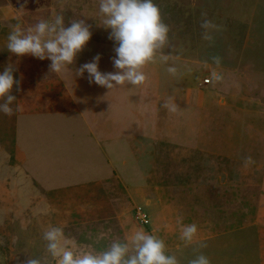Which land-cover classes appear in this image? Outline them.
I'll return each mask as SVG.
<instances>
[{
    "label": "rangeland",
    "instance_id": "obj_1",
    "mask_svg": "<svg viewBox=\"0 0 264 264\" xmlns=\"http://www.w3.org/2000/svg\"><path fill=\"white\" fill-rule=\"evenodd\" d=\"M153 2L169 27L162 50L169 60L158 53L143 69L145 84L108 92L90 85L87 73L75 76L97 55L101 73L115 71L117 45L101 27L99 0H0L4 42L13 25L29 28L57 14L65 27L83 19L92 33L71 71L60 74L49 72V60H18L0 43V73L11 64L21 84L12 90L19 119L36 110L28 90L47 100L58 96L32 90L37 83L47 87L61 78L73 100L59 94L53 102L55 143L29 149L32 162L44 159L41 178L35 170L12 169L10 147L4 157L0 152V264H26L29 257L54 264L42 238L50 226L97 252L143 229L164 240L166 254L179 264L199 253L210 264H264V0ZM202 13L221 27L211 44L202 39ZM169 66L178 69L176 76L167 73ZM166 102L179 111L169 112ZM12 117L0 113V124L12 125ZM246 157L254 163L246 166ZM85 184L92 188L73 190ZM139 206L148 215L146 227L138 222ZM181 223L196 224L200 233L189 246L179 239Z\"/></svg>",
    "mask_w": 264,
    "mask_h": 264
},
{
    "label": "clouds",
    "instance_id": "obj_2",
    "mask_svg": "<svg viewBox=\"0 0 264 264\" xmlns=\"http://www.w3.org/2000/svg\"><path fill=\"white\" fill-rule=\"evenodd\" d=\"M97 16L101 27L110 30L108 38L117 45L112 60L115 71L101 73L98 68L100 56L97 55L91 62L75 70L76 77H83L87 73L90 85L95 83L108 92L123 86L137 88L146 83L147 76L143 69L147 64L155 62L158 53L164 63L168 62L169 56L163 54L162 50L168 43L169 27L163 22L153 0H99ZM202 16L205 17L200 23L202 39L211 44L214 41L213 33L220 31L221 27L207 19L206 13H202ZM91 35L90 26L83 19L71 21L70 26L65 27L63 16L57 14L53 19L40 20L29 28H23L18 23L13 25L7 36L6 49L18 60L24 56L41 61L47 59L51 62L49 72L60 74L71 71L70 66L83 51ZM212 61L217 66L221 64L219 56L212 57ZM14 71V67L9 64L0 73V113L6 116L13 115L11 105L16 101L12 95L13 85L19 90L20 82L14 80ZM166 71L172 76L178 73L175 66L167 67ZM212 76L215 81L223 78L216 72ZM163 107L171 113L179 111L174 102H166ZM252 163V158L246 157L245 165ZM142 226L146 227L147 224ZM197 231L196 224L181 223L179 239L185 246H189ZM42 238L54 264H179L175 255L166 254L164 240L143 229H138L125 242L114 239L105 250L99 252L91 245H79L74 237L66 236L61 227L50 226ZM206 246L204 243L199 245L200 248ZM26 264H42V261L29 257ZM43 264H50V261L45 259ZM188 264H210V260L199 253Z\"/></svg>",
    "mask_w": 264,
    "mask_h": 264
},
{
    "label": "crops",
    "instance_id": "obj_3",
    "mask_svg": "<svg viewBox=\"0 0 264 264\" xmlns=\"http://www.w3.org/2000/svg\"><path fill=\"white\" fill-rule=\"evenodd\" d=\"M0 43L6 44L7 42H4V40L0 38ZM72 78H74V76ZM59 80L61 82H58ZM58 81L55 84H50V86L48 85L49 83H46L47 87L45 86L44 82H40L37 84L35 83L36 87H32L31 89L34 90V89L40 88V90L42 89L43 94L44 93L48 94L47 91H50L51 93L54 91V96H56L57 94H58L57 97H60V95L62 96L65 95L66 98H68V100L72 102L73 101L72 97L69 93H67L68 87H66V85L69 84V82L67 81L65 82L61 78H58ZM22 82H24V84L27 83L26 80ZM44 89L46 90V92L44 91ZM28 93L29 95L33 96L35 100L34 103L36 106V110L30 115L20 114V115H23L22 118L20 119L18 118L19 115H17L16 112L13 110L12 125H7V124L3 125L4 123L0 124V152H3V157H4V154L6 153L5 152L6 148L10 147V152H9L10 156H9V160L7 161L9 166H12V169L14 168V170H19V172L21 171L22 173L24 171L27 173V175L30 171L35 170L36 172L33 171L34 173H32V175L36 174L40 177V175L38 174V167L42 168L44 166V159L37 156L35 157L37 159L35 161L33 160L32 162L30 159L35 152L32 153V151L31 150L29 151V149H31L33 144L35 145L44 144V145L51 146L52 144L55 143L54 137L59 136L57 132L52 133V129H50V127L53 126V123L49 122V118H52L54 114H56L57 112L56 110L58 108L53 105V102H56V99L58 98L56 97V98L47 100L46 98L47 96L41 97L38 95V92H32L28 90ZM30 99L27 98L26 101ZM66 102L68 101L66 100ZM40 107L44 109L43 113L38 112V109ZM22 111L24 113L26 112V110H24L23 108H22ZM27 112L28 114L30 113L29 111ZM44 115H47V116H44ZM21 119L24 120V123L20 122ZM4 133H7V134H4ZM1 135L3 136V138L1 137ZM26 138L27 139L33 138V139H36V141L32 142L33 139L28 141L26 140ZM6 145L8 146L6 147ZM21 149H24V151H21ZM27 153H32V154L28 156L27 158L25 157V155L24 157L19 156V154L23 155ZM86 185L88 184H85V186ZM78 186H82V185H78ZM70 188H73V187H70ZM60 189H63V188H60ZM206 234L207 233L202 232V235H206Z\"/></svg>",
    "mask_w": 264,
    "mask_h": 264
},
{
    "label": "built area",
    "instance_id": "obj_4",
    "mask_svg": "<svg viewBox=\"0 0 264 264\" xmlns=\"http://www.w3.org/2000/svg\"><path fill=\"white\" fill-rule=\"evenodd\" d=\"M135 212L137 214V218L139 219L138 222L142 225H146L148 224V218H147V215L146 213L142 210V208L140 207H137L135 209Z\"/></svg>",
    "mask_w": 264,
    "mask_h": 264
},
{
    "label": "trees",
    "instance_id": "obj_5",
    "mask_svg": "<svg viewBox=\"0 0 264 264\" xmlns=\"http://www.w3.org/2000/svg\"><path fill=\"white\" fill-rule=\"evenodd\" d=\"M96 184H98V183H94L93 185L96 186ZM88 187H90V189L92 188L91 186L86 185V186H77V187H74L73 190H75V191H77V192H82V193H83V191H84L86 188H88ZM197 233H199V231H197ZM205 233H206V232H205ZM199 234H200V233H199Z\"/></svg>",
    "mask_w": 264,
    "mask_h": 264
}]
</instances>
